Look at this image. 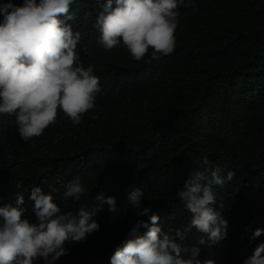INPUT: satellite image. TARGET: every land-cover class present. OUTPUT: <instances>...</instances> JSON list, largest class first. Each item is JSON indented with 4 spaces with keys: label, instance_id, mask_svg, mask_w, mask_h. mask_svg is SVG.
<instances>
[{
    "label": "trees",
    "instance_id": "obj_1",
    "mask_svg": "<svg viewBox=\"0 0 264 264\" xmlns=\"http://www.w3.org/2000/svg\"><path fill=\"white\" fill-rule=\"evenodd\" d=\"M95 7V0H78L69 22L82 35L81 61L100 78L95 107L78 126L58 112L56 123L28 142L14 117L0 116V206L23 194L25 217L35 222L28 196L39 186L57 189L52 194L63 212L98 208L100 230L66 243L68 254L53 264H110L135 222L147 220L128 206L133 188L174 232L190 216L177 196L186 179L231 171L232 180L215 189L214 205L228 221L227 238L205 247L204 234L193 229L185 246L199 247L201 261L242 264L264 241H250L244 231L264 228V0H192L179 8L174 51L152 59L150 48L141 61L122 43L104 51ZM77 179L86 196L63 200L62 185ZM101 193L116 198L117 213L97 201Z\"/></svg>",
    "mask_w": 264,
    "mask_h": 264
},
{
    "label": "clouds",
    "instance_id": "obj_2",
    "mask_svg": "<svg viewBox=\"0 0 264 264\" xmlns=\"http://www.w3.org/2000/svg\"><path fill=\"white\" fill-rule=\"evenodd\" d=\"M78 0H12L0 3V116L15 118L20 138L28 142L43 135L56 123L62 112L78 126L84 114L94 109L101 93L100 78L93 65L81 61L78 44L80 31L73 30L76 20L71 11ZM93 27L99 32L98 43L111 51L121 43L131 58L141 61L149 49L151 58L159 59L174 51L175 30L179 25L180 6L192 0H95ZM86 15H91L87 13ZM207 164V158H204ZM234 173L222 176L219 169L193 173L178 192V199L190 213L187 222L165 231L160 216L145 206L140 188L128 194V206L138 219L126 238L110 257V264H214L201 261L200 248L186 247L189 234L195 229L204 234L199 243L211 247L227 238L228 221L214 205L216 188H223ZM62 199L79 201L87 189L79 179L62 185ZM41 187L31 188L28 200L35 222L25 217V196L17 194L14 203L0 206V264H34L42 259L53 264L68 254L66 243L81 242L100 230L94 219L98 208L63 212L53 192ZM117 213L116 198L96 197ZM223 205H221V208ZM144 229L145 231H141ZM250 241L264 235V228L245 227ZM242 264H264V241H261Z\"/></svg>",
    "mask_w": 264,
    "mask_h": 264
}]
</instances>
